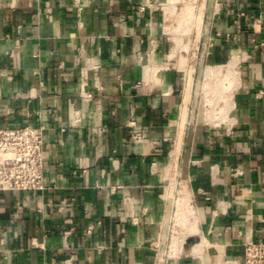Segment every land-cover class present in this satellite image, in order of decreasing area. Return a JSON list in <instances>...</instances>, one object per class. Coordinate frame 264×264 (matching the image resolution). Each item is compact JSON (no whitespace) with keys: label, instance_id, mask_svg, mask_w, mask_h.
<instances>
[{"label":"crops","instance_id":"obj_1","mask_svg":"<svg viewBox=\"0 0 264 264\" xmlns=\"http://www.w3.org/2000/svg\"><path fill=\"white\" fill-rule=\"evenodd\" d=\"M167 1L0 0V127L47 142L46 189L0 193V264H156L175 168L192 209L167 264L264 241L263 9L210 0L215 46L189 69Z\"/></svg>","mask_w":264,"mask_h":264},{"label":"built area","instance_id":"obj_2","mask_svg":"<svg viewBox=\"0 0 264 264\" xmlns=\"http://www.w3.org/2000/svg\"><path fill=\"white\" fill-rule=\"evenodd\" d=\"M185 0H168L166 4H157L164 12L167 5L177 8ZM210 0H194L192 16L200 21L195 28L198 40L194 46L182 43L180 53L188 58L186 67H198L211 54L215 46V37L206 36V17ZM262 11L254 20V28L264 23V0H259ZM245 12L237 14L236 25L241 27ZM264 47V41L261 42ZM195 67V68H196ZM142 83H139L141 85ZM211 108H213L211 106ZM140 134L135 136L139 141ZM45 128L41 125L1 126L0 127V193L3 192H39L46 189L45 180ZM167 185L174 203V214L169 228L164 250L158 242L152 244L157 251L156 264H167L172 251L178 242L183 224L190 221L188 210L192 209V201L187 193V185L181 176L180 169L172 171ZM136 221V219H133ZM244 264H264V241L248 240L244 243Z\"/></svg>","mask_w":264,"mask_h":264},{"label":"rangeland","instance_id":"obj_3","mask_svg":"<svg viewBox=\"0 0 264 264\" xmlns=\"http://www.w3.org/2000/svg\"><path fill=\"white\" fill-rule=\"evenodd\" d=\"M194 0H185L180 2V4L176 8V19L173 24L179 31H181L180 35H182V39H184V44L190 43V46H194L196 41L198 40V34H196L195 28L200 27L199 19H196L192 16Z\"/></svg>","mask_w":264,"mask_h":264},{"label":"bare ground","instance_id":"obj_4","mask_svg":"<svg viewBox=\"0 0 264 264\" xmlns=\"http://www.w3.org/2000/svg\"><path fill=\"white\" fill-rule=\"evenodd\" d=\"M187 97H188V95H187ZM181 243H182V242H181ZM181 243H180V244H181ZM177 244L179 245V243H176V245H177ZM178 251H179V250H178Z\"/></svg>","mask_w":264,"mask_h":264}]
</instances>
